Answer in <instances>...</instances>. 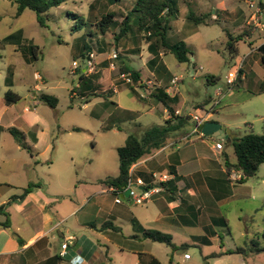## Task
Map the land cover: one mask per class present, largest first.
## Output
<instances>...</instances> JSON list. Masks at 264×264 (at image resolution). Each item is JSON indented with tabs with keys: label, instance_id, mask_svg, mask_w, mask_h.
<instances>
[{
	"label": "rangeland",
	"instance_id": "1",
	"mask_svg": "<svg viewBox=\"0 0 264 264\" xmlns=\"http://www.w3.org/2000/svg\"><path fill=\"white\" fill-rule=\"evenodd\" d=\"M93 1L68 0L58 7H53L46 19V26H41L33 10L26 9L21 15L16 16V0H0V113L6 109L3 99L8 89L25 98L16 104L18 107H24V104L29 102L28 92L36 84L42 92L59 99L56 108L39 102L37 109H32L34 111L32 113L42 116L45 121L43 126L46 130L49 129V132L42 136L40 142L42 154L37 155L36 170L30 172L31 183H41L44 192L56 193L55 206L59 205L57 204L59 201L70 203V199L75 201L77 196L82 197L86 194L83 201L81 199L78 201V207L80 208L82 202V206L85 207L83 212H92L91 202L95 195H99L92 193L93 187L102 185L101 179L119 174L117 148L125 143L126 136L135 132L140 134L143 127L165 122L164 106L151 97L145 87H136L134 93L131 89L133 85H127L126 82L120 85L119 94L108 91L104 96H92L91 102L86 104L84 102L86 99H82L77 94L79 83L82 81V72L78 69L73 71L72 65L74 60L81 66L86 65L88 53L87 49L83 54L80 51L83 42L79 37L86 33V28L90 27L87 23L82 25L75 14L84 17L88 15V18L94 22L97 17L99 18L98 7L102 3L116 11L115 20L118 25L112 27L106 35H89L87 42L92 44L91 50H94L95 55L100 54L102 57L107 56L108 53L112 55L114 50L123 46V49L118 50V58L105 60L108 66H101L104 71L109 68L110 62H114L116 69L111 70L112 77L123 79L121 67L125 61L131 67L139 69L141 77L146 80V85L151 88L165 83L171 86L170 78L176 76L179 81L174 88L178 91L180 99L178 104L182 113L206 115L210 111V106L216 104V111L211 113L210 118L228 120L238 136H243L249 131L264 133V93L249 96L247 89L249 87L250 90H254L260 65L251 66L248 79H236L235 89L229 90L226 75L230 70H235L239 61L248 53L249 44L243 35L244 39L238 42L239 53L232 54L227 47L229 38L225 32L228 30L238 35L239 30L233 25L238 16V8L246 14L244 18L246 22L250 20L249 16L254 11H260L264 0H176L177 11L171 17L168 38L171 42L183 40L186 43L192 52L191 63L179 62L170 52H164V55L158 54L153 68L157 66L158 72L165 70L164 76L162 75L165 82L154 75L146 63L150 52L144 36L138 37L132 30L127 38L117 42L115 40V33L119 31L124 15L131 9L135 0H121L112 5L108 4V0H100L96 3L97 7L91 9L89 13V4ZM186 1L190 2V6ZM190 9L197 15L210 13V24H196L188 19L187 14ZM256 16L258 18L260 14L257 13ZM217 18L219 20H216ZM261 18L264 22V11ZM76 24L81 25L82 29L75 32L73 27ZM246 26L249 28L254 24L251 21V24L246 23ZM13 33H17V36L13 39L7 38ZM34 45L37 46L36 49L33 48ZM97 59L95 57V60ZM36 73L42 78L37 79ZM212 75L219 77L217 83L207 82L208 77ZM6 79L13 85L8 86ZM148 81L152 83L149 84ZM110 83L107 85L113 88L112 82ZM238 84L241 88H238ZM90 85L94 86L97 92H101L99 80L87 76L84 86ZM218 87L223 88L224 96L215 94ZM73 91L76 92L75 96ZM206 99L209 101L204 108H194V104L203 103ZM10 116V113L5 115L4 125L8 124ZM185 116L188 117L187 120L171 138L179 139L183 134H188L175 143L180 147L194 143L193 147L196 150L199 149L204 154H212L215 140L208 136L201 139L199 133H193V119L188 115ZM110 125L113 127L107 129L106 127ZM74 127H79L80 130H73ZM18 137L23 139L22 135ZM2 138L4 144L10 143V134L6 133ZM225 149L229 153L233 152L232 145L226 144ZM150 177L156 184L157 180L152 175ZM233 181V194L217 202L215 209L225 224L222 225L223 228H217L219 234L217 243L189 247L188 253L192 259L186 264H214V258L206 256L214 252L234 251L237 246L245 247L247 244L246 248H248L254 246V243L256 245L257 241L264 244V163L260 165L255 175L248 177L244 182ZM109 199L111 201L114 197L110 196ZM150 206L149 203L129 207L139 215L141 212L149 211ZM84 216L83 213V218ZM92 218L98 219V217ZM119 224L125 234L134 231L127 220ZM144 242L142 248L155 251L158 255L169 250L163 243L151 240ZM175 254L177 260L182 262L181 255L184 254L177 252ZM242 257L241 254L232 252L225 256L224 261L237 264ZM254 257L263 260L264 253H256L248 257L247 262L251 264ZM129 259L133 262V256L120 253V250L115 252L116 264H121L122 261L127 264Z\"/></svg>",
	"mask_w": 264,
	"mask_h": 264
},
{
	"label": "crops",
	"instance_id": "2",
	"mask_svg": "<svg viewBox=\"0 0 264 264\" xmlns=\"http://www.w3.org/2000/svg\"><path fill=\"white\" fill-rule=\"evenodd\" d=\"M262 11H264V5L261 4L260 11H254L249 16L250 20L244 22L246 14L238 8L237 19L233 22L235 28L240 31H238V34L245 33L244 36L249 44V51L242 58L243 71H245L246 76L244 78L239 76L238 80H247L251 66L260 65L257 73L258 81L254 90H250L249 84L247 86L249 96L264 93L262 90L264 63L259 50V46L264 43ZM257 13L260 14L261 20H259V17L257 18ZM251 21L254 26L248 28L246 23L251 24ZM101 45L104 47L103 43ZM121 49H123V46L118 47L117 51ZM90 51L94 50L90 49ZM105 53L103 52V54ZM161 54L164 55V52L161 51ZM110 56V53L105 57L97 54L98 59L95 60V68L97 67V69L92 73L86 72L85 67H82V71L86 73L85 76L98 79L101 87L100 93L92 85L79 88L77 94L82 99H86L84 100L85 104L91 102L92 96H94L91 95L92 91L97 93L95 96H104L108 91L119 94L120 85L128 82L118 77L113 78L110 67H107L105 71L103 70L101 66H108L105 60ZM152 58L153 54L150 53L146 61L149 69L151 68L152 73L160 78L162 82H165L163 77L165 70L164 72H158L157 66L153 68L149 64ZM124 63L128 64L125 61ZM106 75L107 77H105ZM174 77L172 76L170 80L172 81ZM142 81L144 86H141V88L145 87L149 91V95L158 100L152 93L157 91L156 88L160 85L151 88L146 85V80L142 78ZM110 82H112L113 88L110 87ZM107 83H110V86ZM127 85L136 86L134 82L127 83ZM176 85L177 83H172L171 86L168 84L166 87V91L170 96H176L175 103L172 104L175 113L190 117L197 114L182 113L178 104L180 102L178 91L174 88ZM238 88L241 87L238 85ZM219 89L222 91L221 95L218 96H224L225 93L221 87L216 89L215 94L217 95ZM233 89H235L234 84L229 87V90L232 91ZM79 91L80 93H78ZM132 91L136 92L133 89ZM41 93H43L41 88L37 84L34 85L28 92L29 102L25 101L24 107H18L16 104H19L25 98L21 97L18 102L13 104H7L5 98L3 99L6 109L0 113V223L8 221L9 226L0 225V264H116L115 252L117 250H120V253L128 254L129 257L133 256V262L129 259L127 264H175L176 262L179 263L175 252L184 254L188 253L191 246L202 247L213 242L217 243L219 237L217 228H223L222 225L225 224L219 218V214L215 209L217 202L233 194L234 181L229 177L224 166L223 152L227 151L225 149L226 141L211 135H201L199 133L201 139L208 136L210 139L215 140L212 146V154H204L201 150H196L193 147L194 143L180 147L175 142L188 135L183 134L179 139L171 140V143L173 142L175 145L168 144L153 151L133 166L132 172L135 177H140L147 183L152 182L150 179L151 173L167 174L169 177L167 181L163 182V189L155 193L149 201L143 203L151 204L148 208L149 211L141 212L139 215L129 207L136 204L133 203L132 199L122 197L121 202H116V197L109 190L111 186L102 182L105 178L100 181L102 185L93 187L92 193H98L99 195H95L91 202L92 212H83L85 207L82 206V202L80 208L78 207V201L80 199L83 201L86 194H83L82 197L77 196L75 201L70 199V203L65 204L63 201H59L57 208L54 205L57 194L44 192L41 183H38L39 186L35 187L24 198H18L11 203V198L20 195L23 189L32 182V173L30 172L36 170L37 155L42 154L40 149L42 136L49 132V129L46 130L43 126L45 121L42 116L38 113H32L34 112L32 109H37L38 103L43 102L39 99ZM75 94L76 92L73 96ZM158 101L164 106V113L166 114L164 119H173L166 106L160 100ZM220 102L221 100L218 104ZM196 104L193 105L194 108H196ZM215 105L210 106L209 119L206 121H217L230 128L231 133L237 135L228 120L210 118L211 113L216 111ZM8 113L11 116L6 126L3 124V120ZM192 123L194 126V121ZM11 128H14L16 134L10 130ZM143 129L145 128L143 127L141 130ZM6 133L10 134L11 138L10 143L4 144L2 137ZM20 135L23 136V139L18 137ZM217 141L223 142V149L216 148ZM52 148H54V145ZM171 168H174L176 173H172ZM145 174H149L148 179L145 178L147 176ZM169 181H172L171 190H168V184L165 185ZM110 196L114 197L111 201ZM52 204L54 208H52ZM82 212L85 215L84 218ZM78 213H80V216H78ZM92 217H98V219L93 220ZM124 220L129 221L133 227L134 231L130 234H125L119 224ZM144 228L169 233L177 248L173 249L163 242L141 237ZM70 236H73L74 239L65 250L66 253L62 255L61 245ZM145 240L163 243L169 250L158 255L155 251L142 248ZM259 244L263 249L261 252L249 251V247L246 248L248 244L245 245L244 248L247 251L246 253L245 251L239 253L243 257L237 264H249L247 262L248 257L256 253H264V244ZM237 248L243 247L237 246ZM229 251L214 252L219 255L212 256L214 254L212 253L206 257H213L214 264H230L224 261L225 256L230 254ZM181 257L183 264L192 259L191 255L188 259H185L183 255ZM121 264L126 263L122 261ZM251 264H264V259L254 257Z\"/></svg>",
	"mask_w": 264,
	"mask_h": 264
},
{
	"label": "trees",
	"instance_id": "3",
	"mask_svg": "<svg viewBox=\"0 0 264 264\" xmlns=\"http://www.w3.org/2000/svg\"><path fill=\"white\" fill-rule=\"evenodd\" d=\"M67 1L68 0H16V16L21 15L26 9H30L36 13L40 25L46 26L45 22L49 17L50 10L53 7H58ZM119 1L121 0H108V4H116ZM98 2H100V0H94L89 4V13H91V9H95L97 7L96 3ZM186 2L188 6H190V2ZM175 4L176 0H135L131 9L124 15L119 31L115 33L116 42L122 40L123 38H127L129 33L133 30V33L137 34L136 36H144L146 39L148 50L153 54V58L149 61V64L152 66L156 64V56L160 54L163 49V52L165 53L170 52L174 54L179 62L191 63L190 55H192V52L186 43L183 40L171 42L168 38L171 30V17L177 11ZM98 9L100 10V15L94 22L88 18V15L87 17H84L83 15L75 14L82 25L87 23L90 27L86 28V33L79 37V40H82L83 42L79 48L82 54L85 49H87V53H89V50L92 49V44L87 42V37L89 35H106L112 27L118 25L115 20L117 13L115 10L111 9L109 5L102 3L99 5ZM71 14L72 13H70V15ZM187 17L196 24H210V13L197 15L192 9H190ZM216 20L219 19L217 18ZM81 29V25L79 24H76L73 27L75 32ZM225 32L226 36L229 38L227 47L230 49L232 54H238V42L243 39V35H245V33L235 35L228 30ZM16 36L17 33H13L7 38L13 39ZM33 48L36 49L37 46L34 45ZM259 50L261 52L262 62L264 63V43L259 46ZM78 70L82 72V81L79 84V88H83L85 87L84 80L86 79V73L82 71V68H78ZM121 70L123 73L129 74L131 81L136 84V86L131 87L133 90H136V87L138 86H144L139 69L133 68L124 63ZM218 80V76L212 75L208 77L207 82L217 83ZM6 83L8 86L13 85V83H9L7 79ZM233 84H235V82ZM238 85L241 87L240 84ZM167 86L168 84L165 86H158L156 88L157 91L153 92L152 95L166 106L173 119H166L163 124L147 127L143 129L140 134L138 132L128 134L125 143L117 148L119 157V174L117 176H108L102 180V182L108 184L109 186L117 188V191L112 192L115 197L124 190L129 182V179L135 177L133 172H131L133 166L143 157L153 153V151L170 144L171 140H173L171 138L172 134L181 128L188 118L184 115H177L175 113V109L172 104L175 103L176 96H170L167 93ZM263 89L264 82L262 83V90ZM78 93H80V91ZM91 95L95 96L97 93L92 91ZM4 98L7 104H13L18 102L21 99V96L13 90L8 89L4 94ZM39 99L51 107H56L59 102L58 97L45 92L39 95ZM208 101L209 99H206L203 103H197L196 108H204ZM110 127L111 126H108L106 128L109 129ZM10 130L16 134L14 128H11ZM73 130H80V128L74 127ZM226 144L232 145L233 152H223L225 170L228 175L232 172V170L241 172L243 177L240 182H244L248 177L255 175L260 165L264 163V133L249 131L243 136L235 135L234 138L230 142H226ZM171 172L176 173L174 168H171ZM145 175H147L145 178L148 179L149 174ZM151 175H153V173H151L150 176ZM166 184H168V190H171L170 186H172V181L165 183V185ZM37 186H39L38 183H30L23 189V192L20 195L13 196L10 202L15 201L18 198H24ZM0 225L9 226L8 221L1 222ZM141 237L151 239L153 241L163 242L173 249L177 248V245L172 241L171 235L160 230L144 228L141 232ZM248 250L261 252L263 249L257 241L256 245L254 243V246H250ZM243 251L246 253L247 249L244 247L237 248L235 251H229V253H242ZM217 255L219 254L214 253L212 256Z\"/></svg>",
	"mask_w": 264,
	"mask_h": 264
},
{
	"label": "built area",
	"instance_id": "4",
	"mask_svg": "<svg viewBox=\"0 0 264 264\" xmlns=\"http://www.w3.org/2000/svg\"><path fill=\"white\" fill-rule=\"evenodd\" d=\"M95 57H96V55H95L94 51H90L88 53V57L86 58V65L85 66L82 65L83 67H85L86 72L92 73L95 71ZM116 58H118V51L114 50V52L110 56V59L115 60ZM242 63H243V60L236 66L235 70H230L228 72V74L226 75V82L228 85H232L236 81V79H238L239 76H241L243 78L246 76L245 71H243V64ZM82 66L77 61L74 60L73 65H72V69L74 71V70H77L78 68H82ZM109 67H110V69L115 70L116 64L114 62H110ZM121 76L126 81H128V82L131 81L129 74L122 73ZM36 78L41 79L40 74L36 73ZM177 81H178V78L175 76L171 82L173 84H176ZM148 83L151 84L152 82L148 81ZM221 91L222 90L219 89L217 91V95H221ZM209 114L210 113L207 112L206 115H198V114L192 115V119L194 121L193 133H200L201 135H203L200 131L199 126L202 125L204 122H206ZM169 145H175V143L172 142ZM223 146L224 145H223L222 141L216 142V148L217 149H223ZM132 171L133 170H131V172ZM152 176L155 180H157L156 184H154V182L147 183L140 177H137L135 179L130 178L128 184L126 185V187L124 188V190L121 193H123L127 189H130V194H129L130 199H132L133 203H136V204H143V203L149 201L155 193H158L163 189V185L161 183H163L169 179L167 174L153 173ZM229 177L232 180L239 181L242 179L243 175L239 171L232 170V172L229 174ZM109 190H110V192H114V191H117V188L114 186H111V187H109ZM121 193H119L116 196V199H115L116 202L122 201L123 198L120 196ZM73 239H74V237L70 236L62 243V245H61L62 250H63L62 255H64L66 253L65 250L72 243ZM184 258L185 259L190 258V254L184 253ZM177 264H183V263L179 262Z\"/></svg>",
	"mask_w": 264,
	"mask_h": 264
},
{
	"label": "water",
	"instance_id": "5",
	"mask_svg": "<svg viewBox=\"0 0 264 264\" xmlns=\"http://www.w3.org/2000/svg\"><path fill=\"white\" fill-rule=\"evenodd\" d=\"M264 4H262L263 6ZM203 135H211L219 139H225L226 142H230L234 138V134L231 133V129L217 121H206L199 126ZM130 189H127L121 193V197L130 199Z\"/></svg>",
	"mask_w": 264,
	"mask_h": 264
}]
</instances>
